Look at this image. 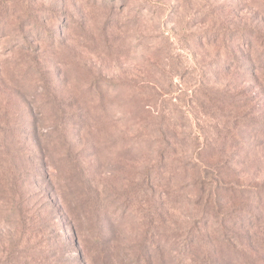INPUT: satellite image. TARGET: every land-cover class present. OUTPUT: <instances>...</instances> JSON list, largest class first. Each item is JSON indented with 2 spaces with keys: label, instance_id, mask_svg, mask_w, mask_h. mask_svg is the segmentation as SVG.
Segmentation results:
<instances>
[{
  "label": "rangeland",
  "instance_id": "obj_1",
  "mask_svg": "<svg viewBox=\"0 0 264 264\" xmlns=\"http://www.w3.org/2000/svg\"><path fill=\"white\" fill-rule=\"evenodd\" d=\"M261 36L264 0H0V264H129L141 233L155 264H264Z\"/></svg>",
  "mask_w": 264,
  "mask_h": 264
},
{
  "label": "trees",
  "instance_id": "obj_2",
  "mask_svg": "<svg viewBox=\"0 0 264 264\" xmlns=\"http://www.w3.org/2000/svg\"><path fill=\"white\" fill-rule=\"evenodd\" d=\"M259 44V45H258ZM251 47H255L254 49V54L256 55L257 60H264V36L260 37L259 39H255L254 41H252ZM235 62V61H234ZM112 86L116 87L117 89L119 88V90H123L124 92H129L131 89H135V87H133L134 85L131 84L128 80L127 82H119V83H115L112 84ZM109 93V90H103L101 91V89L99 88H95L92 87V89H90V100L91 103L90 105L87 107V118H90V122L93 123V126L96 125L97 123H99L103 118H105V115L108 116V114L111 113V109L109 107V104H111L109 102V99L107 97ZM100 105V106H99ZM102 106V107H101ZM67 119H70L72 117H65ZM72 120H77V118H73ZM120 120V119H119ZM65 122V120H64ZM63 122V124H64ZM92 126V125H91ZM65 131V127H56L55 129V133L53 136L56 135V137L59 139L62 134ZM57 140H54L53 142H48V145H52V146H57L59 145V142ZM130 142V141H127ZM51 161V168L53 169V171L55 172H61L62 169H64L63 167V163L62 160L56 156V155H50ZM207 174V173H205ZM211 183L210 186L211 188H215L216 190H218L219 188V179L218 178H212L210 179ZM61 184L63 186H65V188H69L71 189L72 186L69 185L70 183L68 181H61ZM217 186V188L215 187ZM208 189V193H207V197L209 196H213L216 191L214 189ZM133 189V190H132ZM230 190L234 193H237L238 195L240 194H244L246 191H250L252 194H254V196H260L262 194V190L258 187H251V186H246L243 184H239V183H234L231 185ZM137 191L136 187L135 188H126V189H122L121 191V195L124 197V201L121 203L122 205H131L132 200L134 198V196L137 195L138 192H136L134 194V192ZM213 191V192H212ZM212 192V193H211ZM264 195V192H263ZM87 219L90 222V227L92 228V233L95 234L96 239H101V236L103 234V230L100 227L101 224V220L98 219V215H94L93 217H87ZM149 224V223H148ZM139 230H145L144 228H141ZM141 233V239L142 241V245H135L134 250H136L134 252V254L129 255L128 253L126 254V256L129 258V264H155V262L153 261L156 254H155V249H157V244L158 241L157 239L151 238L148 234H144ZM196 233H194L193 235V239H187L184 240V249L186 248L187 245H189L190 242H198V240H200V237H196ZM233 237H227V236H223L221 235L220 237L217 235V237L215 236V234L213 235V241L217 242L219 245H216L217 251L219 254L218 259H223L226 260L229 256H231L232 254L227 253L228 250H231L230 247L234 246V243L236 238ZM188 243V244H187ZM216 243V244H217ZM213 259V257H212ZM163 261H161L162 263ZM214 261L210 260L208 262V259H204L202 264H212ZM194 264V263H193Z\"/></svg>",
  "mask_w": 264,
  "mask_h": 264
}]
</instances>
